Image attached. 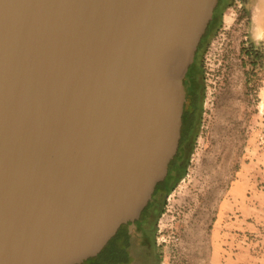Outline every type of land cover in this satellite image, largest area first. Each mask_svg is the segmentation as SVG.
<instances>
[{
	"label": "water",
	"instance_id": "obj_1",
	"mask_svg": "<svg viewBox=\"0 0 264 264\" xmlns=\"http://www.w3.org/2000/svg\"><path fill=\"white\" fill-rule=\"evenodd\" d=\"M217 3L0 0V264H82L134 227Z\"/></svg>",
	"mask_w": 264,
	"mask_h": 264
},
{
	"label": "rangeland",
	"instance_id": "obj_2",
	"mask_svg": "<svg viewBox=\"0 0 264 264\" xmlns=\"http://www.w3.org/2000/svg\"><path fill=\"white\" fill-rule=\"evenodd\" d=\"M248 1L223 0L204 41L182 169L152 200L151 264H264V57L242 52L264 51V9Z\"/></svg>",
	"mask_w": 264,
	"mask_h": 264
},
{
	"label": "flooded vegetation",
	"instance_id": "obj_3",
	"mask_svg": "<svg viewBox=\"0 0 264 264\" xmlns=\"http://www.w3.org/2000/svg\"><path fill=\"white\" fill-rule=\"evenodd\" d=\"M241 1L242 4L246 5L248 0ZM235 2H238V0H235ZM257 5L259 6L260 10L264 9V0H257ZM238 7H241V5L239 4ZM203 44L204 43L197 47V50L195 52L194 60L192 63V66L194 67L193 72H190V69H188L183 80L185 94L187 96L185 102L187 103L189 108H192L193 106L194 109L197 104L199 94V83L197 80V75L203 59ZM193 91H195L194 104L191 103V95ZM184 150L180 154L177 153V155H175V157L172 159V162H174L172 165V169L168 170L165 179L162 181V183L164 184L163 187L157 192L155 191L156 193L165 195L166 190L171 185L173 179L180 174L184 158ZM156 193L152 195L151 200L141 211L138 219L134 221V227L130 230V223L122 224L116 234L112 237L114 241L111 247L112 249L110 251L115 254L116 257L120 260V262L116 264H151V252L154 249V243L151 233L147 228V223L149 222L153 214L152 200Z\"/></svg>",
	"mask_w": 264,
	"mask_h": 264
},
{
	"label": "trees",
	"instance_id": "obj_4",
	"mask_svg": "<svg viewBox=\"0 0 264 264\" xmlns=\"http://www.w3.org/2000/svg\"><path fill=\"white\" fill-rule=\"evenodd\" d=\"M222 1L223 0H218L217 6L215 7L213 11L212 19L208 23L206 31L204 35L202 36L198 47L202 45V43H204L210 31L213 29L217 21L220 19V7L222 4ZM242 52L247 57V61H248V62H244V64L248 63L251 66H255L256 64L261 65L262 59L264 57V51L261 50L259 47L254 46V44H250V46L247 48L243 47ZM188 69H190V72H193L194 67L192 66V64L189 66ZM194 93L195 91H193L191 95L192 104H194V101H195ZM195 122H196V110L194 109L193 106L192 108H189L187 103L185 102L184 108H183V114H182L181 138H180L177 153L180 154L184 150L186 146V142L189 139L190 133L195 126ZM173 163L174 162L172 161L169 163L168 170L172 169ZM163 185L164 184L162 182L158 183L155 187L153 194L156 193L159 189H161ZM113 241L114 239H111L97 256L84 261L82 264H116L120 262V260L116 257V255L110 251L112 249L111 247H112Z\"/></svg>",
	"mask_w": 264,
	"mask_h": 264
},
{
	"label": "crops",
	"instance_id": "obj_5",
	"mask_svg": "<svg viewBox=\"0 0 264 264\" xmlns=\"http://www.w3.org/2000/svg\"><path fill=\"white\" fill-rule=\"evenodd\" d=\"M260 16H261V17L264 16V11L260 12Z\"/></svg>",
	"mask_w": 264,
	"mask_h": 264
}]
</instances>
